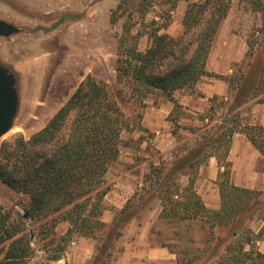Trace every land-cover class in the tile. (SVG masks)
Masks as SVG:
<instances>
[{
	"label": "rangeland",
	"instance_id": "374dc122",
	"mask_svg": "<svg viewBox=\"0 0 264 264\" xmlns=\"http://www.w3.org/2000/svg\"><path fill=\"white\" fill-rule=\"evenodd\" d=\"M188 1L199 0H0V15L9 19L28 21L33 27L53 26L60 22L48 37L49 53H41L36 59L40 72L34 85L35 94L30 99L25 96L11 129L0 144L17 134L28 138L44 127L87 75L114 83L121 38L123 46L136 44L138 50L144 51L150 45L154 31L178 36L183 30L182 17ZM231 9V16L222 21V30L216 35L210 53H216V56L219 53L244 54V57L230 65V72L221 74L224 79L217 78L223 80L221 83L226 85V92L209 97L203 110L197 112L174 103L167 117L172 135L161 142V145L171 147L170 157H165L157 148L154 133L142 126L146 101H157L161 98L159 92L129 91L119 103L124 127L118 157L105 175L109 190L103 199L101 219L107 226H112L118 219V223L123 224L116 230L119 236L103 253L99 251L106 233L102 230L92 238L73 234L60 258L49 259L54 245L42 240L39 225L43 220L28 219V215L24 218L23 208L28 197L0 181V205L11 212L12 219L21 220L31 239L34 252L24 264H93L99 252V260L106 264H174L176 255L172 252L181 254L185 251H191V264L215 263V256H207L216 243L212 237L226 239L227 229H214L211 236L208 224L203 220L160 218V199L152 197L148 183L144 186L143 180L152 164L171 162L173 154H183L184 149L194 146L203 133H210L218 126L229 129L238 124V131L252 126L264 128V123L259 121L264 122V34L254 31L261 27V14L252 11L245 0H232ZM256 14L260 18L258 23L254 21ZM205 81L200 78L184 91L199 93L196 85ZM241 88L243 92L239 94ZM237 99L243 102L229 110ZM261 134L263 132L256 135L264 142ZM207 166L208 162L201 163L189 173L194 179L195 190L200 193L209 192L211 188L218 190V182L222 179L224 168L218 162L219 169L214 178L215 170ZM179 181L185 185L187 178L180 177ZM129 198L131 207L123 214L121 211ZM260 201L264 204V192ZM249 215L252 218L246 219L244 225L257 232L258 216L263 214L255 210ZM68 227L67 221L58 222L55 236L65 234ZM1 246L0 259L7 244Z\"/></svg>",
	"mask_w": 264,
	"mask_h": 264
},
{
	"label": "trees",
	"instance_id": "16d2710c",
	"mask_svg": "<svg viewBox=\"0 0 264 264\" xmlns=\"http://www.w3.org/2000/svg\"><path fill=\"white\" fill-rule=\"evenodd\" d=\"M245 1L252 11L261 14V27L254 31L264 34V0ZM231 3L232 0L188 1L182 17V32L171 36L154 31L144 51L138 50L136 44L123 46L121 38L114 83L87 75L44 127L28 138L17 134L2 141L0 181L28 197L23 208L28 219L43 220L39 225L42 240L54 245L49 259L60 258L73 234L92 238L96 232L105 231L99 247L101 253L119 236L116 230L123 224L118 223L119 219L112 226L101 219L103 199L109 190L105 175L118 157L124 127L119 103L129 91L158 90L171 97L174 90L192 86L202 76L224 79L223 75L208 71L206 62ZM247 44L250 46L249 40ZM242 92L243 88L239 94ZM242 102L237 99L229 110ZM236 127L218 126L210 133H203L183 154H173L171 162L152 164L150 172L144 174L143 184L148 183L152 197H159L160 218L203 220L211 236L214 229H227L226 239L212 237L216 243L207 256L217 258L214 264H264V254L256 248V242L264 235V204L260 201L264 191L230 182L231 164L227 154L233 133L240 132ZM242 132L264 155V142L256 135L263 132L264 137V128L252 126ZM210 157H215L224 168L218 182V209L204 204L194 188V179L189 176L193 167L206 163ZM180 177L187 178L185 185L180 183ZM130 207L131 198L121 213ZM255 210L263 214L258 216L263 224L257 232L244 225L246 219L252 218L247 214ZM10 213L0 205V244H7L0 264H24L34 252L31 239L21 220L12 219ZM60 221H67L69 227L65 234L55 236V227ZM2 250L1 246L0 253ZM100 252L93 264H106L99 260ZM172 253L176 255L174 264L193 263L189 259L191 251Z\"/></svg>",
	"mask_w": 264,
	"mask_h": 264
},
{
	"label": "crops",
	"instance_id": "0c3cea01",
	"mask_svg": "<svg viewBox=\"0 0 264 264\" xmlns=\"http://www.w3.org/2000/svg\"><path fill=\"white\" fill-rule=\"evenodd\" d=\"M231 7L223 20L225 22L231 16ZM254 14V13H253ZM258 14L255 15L257 23L260 18ZM11 21L32 28L33 25L28 21L15 20L10 18ZM222 22V24H223ZM44 26V25H42ZM45 27V26H44ZM54 27L51 31L21 32L16 35L0 38V61L2 64L11 69L17 74L19 82L24 84L22 91L24 96L28 98L35 94L33 91L36 82L37 73L40 72V65L34 63L35 56L38 53H49L47 47L48 37L58 28ZM222 25L217 33L220 34ZM244 57V54L233 56L232 53H209L206 62V69L216 74H223L230 72V65L233 62H238ZM205 83L196 85L199 93H188L184 88L174 90L171 97L159 92L161 98L157 101H146L147 105L142 118V126L152 131L155 135L157 148L165 157L171 156V147L161 145V142L166 139V136H171L172 133L168 129L171 124L167 118L173 109L174 101L183 105L185 108L193 109L194 111H201L205 108L208 98L212 95H221L226 92V85L221 83L214 77L202 76ZM22 87V86H21ZM264 123L263 120H259ZM227 160L231 164L230 182L236 186L245 187L249 189L264 190V155L256 149L249 141L248 137L242 131L234 132L227 154ZM208 168L214 169L213 177L217 174V161L215 157L208 159ZM210 184V183H208ZM209 186V185H208ZM202 198L204 204L210 209H218L220 206L219 191L216 188H211L209 192L205 191L200 193L196 191ZM263 221L260 220V225L257 230L262 226ZM256 248L264 254V235L256 242ZM171 254V253H170Z\"/></svg>",
	"mask_w": 264,
	"mask_h": 264
},
{
	"label": "water",
	"instance_id": "95a60500",
	"mask_svg": "<svg viewBox=\"0 0 264 264\" xmlns=\"http://www.w3.org/2000/svg\"><path fill=\"white\" fill-rule=\"evenodd\" d=\"M58 25H60V22L55 23L53 26L44 27L42 25H36L35 27L30 28L17 24L11 21L8 17L0 15V38L10 37L21 32H49ZM39 55H41V53H38L34 58V63L36 65L39 64L36 60ZM23 86L24 84L21 85L17 74L0 61V141L11 129L19 107L22 105L23 99H25V96L23 97V95H25L24 91H22ZM33 91H35L34 87ZM30 98H32V95L29 99ZM23 217L27 218V213H25Z\"/></svg>",
	"mask_w": 264,
	"mask_h": 264
}]
</instances>
